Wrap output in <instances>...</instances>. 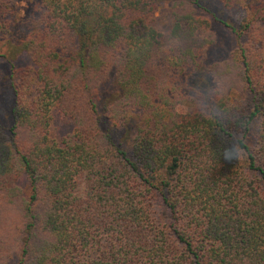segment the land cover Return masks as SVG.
I'll return each instance as SVG.
<instances>
[{"label": "trees", "instance_id": "16d2710c", "mask_svg": "<svg viewBox=\"0 0 264 264\" xmlns=\"http://www.w3.org/2000/svg\"><path fill=\"white\" fill-rule=\"evenodd\" d=\"M217 2L244 13L203 65L202 0L165 32L155 0H38L0 122V264H264V0Z\"/></svg>", "mask_w": 264, "mask_h": 264}, {"label": "rangeland", "instance_id": "374dc122", "mask_svg": "<svg viewBox=\"0 0 264 264\" xmlns=\"http://www.w3.org/2000/svg\"><path fill=\"white\" fill-rule=\"evenodd\" d=\"M174 1L180 0H155L156 11L152 25L157 31L165 32L169 29L171 3ZM202 1L204 2L203 8L196 9V14L209 21V30L213 36V42L208 47L203 62V65H208L226 60L234 50L236 40L224 24L228 25L233 20L239 19L244 10L241 5L225 9L217 0ZM37 2L38 0H0V5H6L4 19L9 20L13 25L11 32L8 28L7 33L0 34V122H5L11 104V67H32L29 57L23 49L22 37L28 29V25L36 19L35 4ZM197 77L200 78V75H197ZM115 91L114 80L111 78L101 88L99 97L101 100H107ZM187 106L189 105L181 103L177 106V110L182 112ZM48 131L50 139L59 142L62 137L71 132V127L60 117L57 111H52ZM16 185L22 190L23 195L27 196L28 186L24 176L17 179ZM81 192L82 186L80 185L78 193L81 194ZM15 260V255H12L7 264H15Z\"/></svg>", "mask_w": 264, "mask_h": 264}]
</instances>
